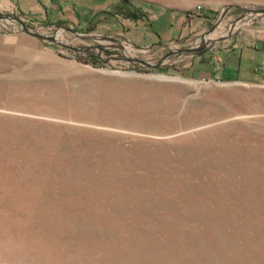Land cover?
Instances as JSON below:
<instances>
[{
	"label": "rangeland",
	"instance_id": "obj_1",
	"mask_svg": "<svg viewBox=\"0 0 264 264\" xmlns=\"http://www.w3.org/2000/svg\"><path fill=\"white\" fill-rule=\"evenodd\" d=\"M16 1L0 264H264V0H94L83 25Z\"/></svg>",
	"mask_w": 264,
	"mask_h": 264
},
{
	"label": "crops",
	"instance_id": "obj_2",
	"mask_svg": "<svg viewBox=\"0 0 264 264\" xmlns=\"http://www.w3.org/2000/svg\"><path fill=\"white\" fill-rule=\"evenodd\" d=\"M94 0H17V9L31 13L56 24H81L91 22L96 9ZM98 6V5H97ZM240 65L243 56L238 59Z\"/></svg>",
	"mask_w": 264,
	"mask_h": 264
},
{
	"label": "trees",
	"instance_id": "obj_3",
	"mask_svg": "<svg viewBox=\"0 0 264 264\" xmlns=\"http://www.w3.org/2000/svg\"><path fill=\"white\" fill-rule=\"evenodd\" d=\"M96 63V62H95ZM97 64V63H96Z\"/></svg>",
	"mask_w": 264,
	"mask_h": 264
},
{
	"label": "water",
	"instance_id": "obj_4",
	"mask_svg": "<svg viewBox=\"0 0 264 264\" xmlns=\"http://www.w3.org/2000/svg\"><path fill=\"white\" fill-rule=\"evenodd\" d=\"M53 40H55V39H53Z\"/></svg>",
	"mask_w": 264,
	"mask_h": 264
}]
</instances>
